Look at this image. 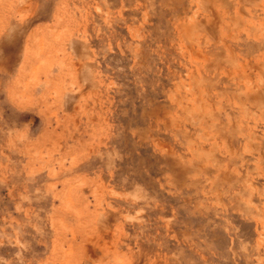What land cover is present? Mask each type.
Returning <instances> with one entry per match:
<instances>
[{
  "label": "rangeland",
  "instance_id": "374dc122",
  "mask_svg": "<svg viewBox=\"0 0 264 264\" xmlns=\"http://www.w3.org/2000/svg\"><path fill=\"white\" fill-rule=\"evenodd\" d=\"M13 26L0 264H264V0H0Z\"/></svg>",
  "mask_w": 264,
  "mask_h": 264
},
{
  "label": "bare ground",
  "instance_id": "6f19581e",
  "mask_svg": "<svg viewBox=\"0 0 264 264\" xmlns=\"http://www.w3.org/2000/svg\"><path fill=\"white\" fill-rule=\"evenodd\" d=\"M23 30L16 29L15 26L11 27L10 31L8 32L9 36L1 42L0 46L2 48L0 50L4 49V51H5V53H4V55H5L4 56V62H8L7 60H9V59H12V61L17 59L16 56H17V52L20 51Z\"/></svg>",
  "mask_w": 264,
  "mask_h": 264
}]
</instances>
